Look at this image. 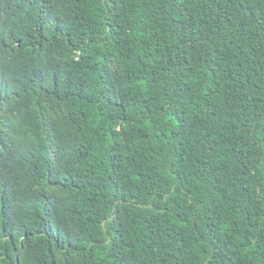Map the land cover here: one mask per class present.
<instances>
[{
  "label": "trees",
  "instance_id": "16d2710c",
  "mask_svg": "<svg viewBox=\"0 0 264 264\" xmlns=\"http://www.w3.org/2000/svg\"><path fill=\"white\" fill-rule=\"evenodd\" d=\"M0 264H264V0H0Z\"/></svg>",
  "mask_w": 264,
  "mask_h": 264
}]
</instances>
